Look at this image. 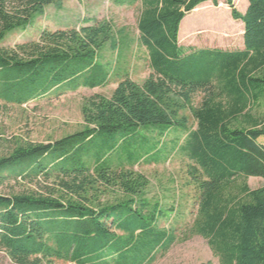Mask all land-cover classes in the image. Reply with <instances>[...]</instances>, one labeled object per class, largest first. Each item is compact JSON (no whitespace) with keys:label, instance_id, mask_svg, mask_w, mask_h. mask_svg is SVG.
Wrapping results in <instances>:
<instances>
[{"label":"trees","instance_id":"trees-1","mask_svg":"<svg viewBox=\"0 0 264 264\" xmlns=\"http://www.w3.org/2000/svg\"><path fill=\"white\" fill-rule=\"evenodd\" d=\"M59 1L0 0V44ZM113 1H141L140 41L154 73L143 85L125 78L111 98L88 99L81 132L0 158V187L23 180L42 189L0 194L1 251L13 264H152L176 236L160 226L168 210L143 196L145 179L128 167L145 157L160 161L169 150L162 140L174 130L188 133L181 151L193 162L198 234L223 264H264V188L245 184L231 194L239 180L264 179V127L251 114L264 98V0H248L246 14L227 0L232 18L245 25V49L236 51L179 44L187 15L218 0ZM113 37L110 22L96 21L0 48V100L23 105L105 87L102 51ZM199 94L204 100L195 106ZM185 109L196 130L181 116ZM112 191L122 200L102 201Z\"/></svg>","mask_w":264,"mask_h":264},{"label":"rangeland","instance_id":"rangeland-1","mask_svg":"<svg viewBox=\"0 0 264 264\" xmlns=\"http://www.w3.org/2000/svg\"><path fill=\"white\" fill-rule=\"evenodd\" d=\"M226 2L227 0H218L219 4L216 6L209 1L196 9L199 12L195 10L188 14L181 24L180 46L228 51L242 48L241 22L232 18L231 9ZM233 2L243 12L244 0ZM142 12L141 1L134 5H118L113 0H60L37 16L32 25L16 29L6 36L0 48H11L37 40L45 30L81 27L87 22L93 25L96 21H106L114 28L113 40L102 51L101 62L110 72L109 82L105 87L80 88L64 94L52 93L23 105L0 100V158L9 156L19 146L55 143L81 132L85 128L83 110L88 99L98 95L111 98L125 78H130L139 85L145 83L154 70L149 51L140 41L139 22ZM203 100V94L197 95L194 105L200 106ZM251 109V114L264 127V98L259 103L252 104ZM181 116L188 119L189 130L197 129V122L190 109L183 110ZM240 124L248 127L243 120ZM240 124L237 126L241 127ZM187 135L184 131H171L162 140L168 144L169 150L164 152L160 161L145 157L134 167H128L145 179L143 196L152 202H160L168 210V215L160 221V226L176 236L169 251L159 253L152 264H223L209 241L199 235L196 229L199 192L191 175L193 162L181 151ZM260 141L264 144V137ZM175 142L178 144L172 150ZM158 148L163 149L161 145ZM245 184L252 191L260 190L264 188V179L251 177L239 180L234 184L231 194L238 195ZM40 190L42 189L38 183L19 180V183L10 181L0 187V194ZM122 198L123 195L116 191L101 197L102 201L110 203ZM0 264H13L1 249ZM56 264L74 263L56 261Z\"/></svg>","mask_w":264,"mask_h":264},{"label":"crops","instance_id":"crops-1","mask_svg":"<svg viewBox=\"0 0 264 264\" xmlns=\"http://www.w3.org/2000/svg\"><path fill=\"white\" fill-rule=\"evenodd\" d=\"M244 2H245V6H244V10H243V12H241L240 10H238V11H240L242 14H246V12H247V10H248V8H249V1L247 2V0H244ZM238 9V8H237ZM240 22V21H239ZM241 25H242V28H241V31H242V33H243V39H244V34H245V25L241 22ZM181 29V28H180ZM180 35H181V31H180ZM179 35V36H180ZM243 39H242V48H240L239 50H244L245 49V46L243 45L244 44V41H243ZM261 142V141H260ZM263 144V143H262Z\"/></svg>","mask_w":264,"mask_h":264}]
</instances>
